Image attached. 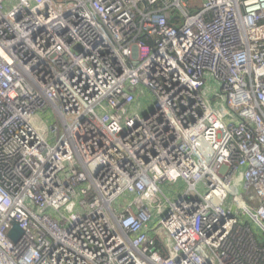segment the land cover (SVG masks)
Returning a JSON list of instances; mask_svg holds the SVG:
<instances>
[{"label":"built area","instance_id":"2783aa9c","mask_svg":"<svg viewBox=\"0 0 264 264\" xmlns=\"http://www.w3.org/2000/svg\"><path fill=\"white\" fill-rule=\"evenodd\" d=\"M0 264H264V0H0Z\"/></svg>","mask_w":264,"mask_h":264},{"label":"water","instance_id":"95a60500","mask_svg":"<svg viewBox=\"0 0 264 264\" xmlns=\"http://www.w3.org/2000/svg\"><path fill=\"white\" fill-rule=\"evenodd\" d=\"M22 234H23V230L17 224H14L12 230L9 233V236L14 241H17L21 237Z\"/></svg>","mask_w":264,"mask_h":264}]
</instances>
